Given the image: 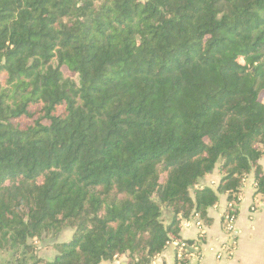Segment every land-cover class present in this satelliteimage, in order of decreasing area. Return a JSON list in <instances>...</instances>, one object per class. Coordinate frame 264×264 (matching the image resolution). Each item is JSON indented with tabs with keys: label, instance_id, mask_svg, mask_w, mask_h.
<instances>
[{
	"label": "trees",
	"instance_id": "16d2710c",
	"mask_svg": "<svg viewBox=\"0 0 264 264\" xmlns=\"http://www.w3.org/2000/svg\"><path fill=\"white\" fill-rule=\"evenodd\" d=\"M262 161L264 0H0V264H152Z\"/></svg>",
	"mask_w": 264,
	"mask_h": 264
},
{
	"label": "crops",
	"instance_id": "0c3cea01",
	"mask_svg": "<svg viewBox=\"0 0 264 264\" xmlns=\"http://www.w3.org/2000/svg\"><path fill=\"white\" fill-rule=\"evenodd\" d=\"M264 170V161L261 162ZM221 181L218 173L208 177L203 186L217 188ZM253 177H249L242 188L239 204L235 205L238 214L236 228L238 237L236 243L230 247V258H217V250L230 241L224 226V216L227 212V196L220 195L219 203L208 210L209 222L202 221L200 217L193 219V223H184L181 233L182 242H193L195 245L187 246V261L194 264H264V197L258 195L253 186ZM201 222V228L195 222ZM176 243H172L166 251L158 256L152 264H176ZM107 264H128L126 256Z\"/></svg>",
	"mask_w": 264,
	"mask_h": 264
},
{
	"label": "built area",
	"instance_id": "2783aa9c",
	"mask_svg": "<svg viewBox=\"0 0 264 264\" xmlns=\"http://www.w3.org/2000/svg\"><path fill=\"white\" fill-rule=\"evenodd\" d=\"M233 209H234V205L229 204L227 212L224 216V226H225L226 232L228 233L230 241L225 243L219 250L215 251V252H217V258H219V259L230 258L232 256V249H230V247L236 243V239L238 237V231L236 228L237 215L234 213ZM190 222L193 223V221H190ZM186 224H188V223H186ZM190 224H188V225H190ZM201 224L202 223L199 221L195 222V225L198 228H201ZM174 243H176V246H177L176 264H194L191 261L185 262V254L188 251L187 250L188 245L185 242H174Z\"/></svg>",
	"mask_w": 264,
	"mask_h": 264
},
{
	"label": "rangeland",
	"instance_id": "374dc122",
	"mask_svg": "<svg viewBox=\"0 0 264 264\" xmlns=\"http://www.w3.org/2000/svg\"><path fill=\"white\" fill-rule=\"evenodd\" d=\"M71 235H72V232L68 230V231H64L58 234L56 237H52V238L39 241L37 243L39 247V255L45 258L46 257L50 259L53 258L55 254V250L52 248V244L56 242L66 241L70 239Z\"/></svg>",
	"mask_w": 264,
	"mask_h": 264
}]
</instances>
